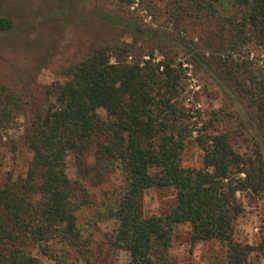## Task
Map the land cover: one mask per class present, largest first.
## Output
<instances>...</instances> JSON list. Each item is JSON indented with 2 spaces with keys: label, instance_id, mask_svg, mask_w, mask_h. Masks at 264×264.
Returning a JSON list of instances; mask_svg holds the SVG:
<instances>
[{
  "label": "trees",
  "instance_id": "obj_1",
  "mask_svg": "<svg viewBox=\"0 0 264 264\" xmlns=\"http://www.w3.org/2000/svg\"><path fill=\"white\" fill-rule=\"evenodd\" d=\"M98 1L89 14L122 38L94 47L37 105L0 84V129L22 114L23 139L32 153L25 176L0 185V264H44L32 250L50 241L59 251H42L53 264L89 262L90 248L77 225L79 181L72 182L66 171L69 154L89 152L98 173L116 169L123 181L103 216L114 220L111 246L128 253L127 264H163L179 225L187 226L191 244L222 243L221 264H250L263 246L238 241L233 221L242 210L237 193L264 192L263 148L254 142L252 155H245L228 133L209 131L212 119H201L199 110L188 106L184 64L203 68L235 93L264 140V65L231 58L251 45L264 54V0H229L226 11L222 0H168L159 10L155 0H140L164 17L157 26ZM134 1L117 3L129 7ZM187 17L209 25L217 39L214 52L227 57H211L210 63L192 39L181 37ZM10 28V21L0 18V32ZM238 126L252 135L244 123ZM190 144L201 152L200 167L182 162ZM160 187L174 190V206L163 216H145L144 192Z\"/></svg>",
  "mask_w": 264,
  "mask_h": 264
},
{
  "label": "rangeland",
  "instance_id": "obj_2",
  "mask_svg": "<svg viewBox=\"0 0 264 264\" xmlns=\"http://www.w3.org/2000/svg\"><path fill=\"white\" fill-rule=\"evenodd\" d=\"M167 1L155 0L158 10L166 6ZM229 2L222 0L225 11ZM96 3L101 4L98 0H0V18L11 23L10 30L0 32V84L21 93L24 100L37 105V102L44 101L47 89L54 83L64 82L66 70L94 47L122 38L119 30L105 27L103 22L89 14L95 11ZM102 5L118 10L121 15L137 16L139 21L150 26L164 21L158 10L154 14L149 12L140 0H135L129 7L126 3H117V0L103 1ZM204 23L185 18L183 27L186 32L181 31V37L192 39L197 51L204 52L210 63L213 62L211 57H227L224 51L214 52L217 39L212 36L210 26ZM153 54L160 58L157 50ZM238 56L239 60L249 59L256 66L264 65V54L254 45L243 48L231 58L238 59ZM184 66L187 67L188 106L198 109L201 119H212L213 126L209 131L228 133L233 147L240 153L251 156L254 142L263 148L264 153V140L257 134L254 123L241 111L235 93L220 86L203 68L192 64ZM98 112L106 118L105 111L100 109ZM25 119L18 114L13 122L0 129V185L8 178L24 177L30 163L32 153L23 139ZM240 122L244 123L251 136L243 133L238 126ZM182 162L184 166L200 167V150L193 144L188 145L182 154ZM94 163L91 152L79 157L74 153L66 157L68 177L74 183L79 181V185L75 184L78 193L75 201L79 205L77 225L81 239L90 248L89 262L78 258V264H127L128 253L111 246L110 239L116 224L113 219L103 216L105 203L114 199L123 181L118 170H106L100 174L94 169ZM236 197L242 210L233 221L235 238L254 246L262 244L264 249V192L254 195L246 191L237 193ZM174 204L175 192L171 187L152 188L142 196L145 216H163ZM58 249L55 241H50L37 246L32 254L44 264H53L42 250L55 254ZM224 253L220 242L191 244L187 226L179 225L172 233L171 246L163 264H221ZM250 264H264V252L254 253Z\"/></svg>",
  "mask_w": 264,
  "mask_h": 264
}]
</instances>
